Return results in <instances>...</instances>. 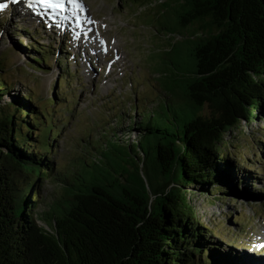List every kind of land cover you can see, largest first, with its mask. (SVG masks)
Here are the masks:
<instances>
[{
	"label": "trees",
	"instance_id": "trees-1",
	"mask_svg": "<svg viewBox=\"0 0 264 264\" xmlns=\"http://www.w3.org/2000/svg\"><path fill=\"white\" fill-rule=\"evenodd\" d=\"M157 12L167 18V51L189 40L192 63L157 71L165 80L143 110L135 86L127 91L135 116L112 115L105 141L86 133L71 167H55L62 125L30 92L0 103V264H242L208 240L214 228L192 196L193 186L240 190L224 162L237 156L226 135L245 118L264 119V0H165ZM34 43L33 53L45 50ZM54 50L62 66L66 45ZM6 53L0 102L16 86L4 77Z\"/></svg>",
	"mask_w": 264,
	"mask_h": 264
},
{
	"label": "rangeland",
	"instance_id": "rangeland-1",
	"mask_svg": "<svg viewBox=\"0 0 264 264\" xmlns=\"http://www.w3.org/2000/svg\"><path fill=\"white\" fill-rule=\"evenodd\" d=\"M85 1L100 20L102 31L111 39L114 69L108 76H105V72L94 78L86 76L84 68L82 70L80 66L77 70L74 62H69L68 58L62 61L61 66L54 58V49L58 48L61 40L53 35V41L57 45L51 44L47 38L49 33L43 31L33 20V24H26L27 20L24 18L28 17L21 14L32 15L22 13L20 9L16 13L23 18H17L12 13L0 15V22L4 25L0 26V55L9 52L6 54L12 64L7 66L4 77L16 83L11 94L5 93L0 103L12 100L20 92L24 93L21 90L24 88L34 96L41 110L53 114L51 119H57L55 122L62 125L58 136L53 139L55 167H71L76 164L73 158L77 152L81 153L84 142L82 137H86V133H96L95 139L105 141L111 128L108 122L114 116L122 118L125 110L124 115L135 116L132 99L126 98L127 91L130 93L135 86V93L139 96L138 103L140 102L143 110L144 102L154 98L156 86L165 80V77L156 78L157 71L164 69L174 74L175 65L170 60L179 63L178 60L181 59L184 65L192 63L193 43L189 40H180L173 52L167 51L171 41L165 35L168 30L161 28L167 23V18L157 12L159 2L165 0ZM32 25L35 26L34 29ZM24 27L31 29L34 35L25 32ZM45 27L55 30L47 23ZM174 28L182 30L176 24ZM35 37L45 42V50L41 53L30 50L31 44L32 49L36 47ZM39 55L45 57V64L36 62ZM96 69L98 71V67ZM65 72L69 73L70 82L65 81ZM55 95L56 104L52 103ZM133 101L137 102V99ZM239 130H231L226 135L230 140L226 148L234 150L237 156H227L224 162L233 166V176L240 190L227 193L216 190L214 194H201L207 188L193 186L196 195L192 196V203L198 209L199 219L214 228L213 234L207 233L210 235L208 240L218 246L227 258L233 261L239 259L242 264H264V256H255L257 252H263L260 247L264 245V239L260 237L264 233V119L244 121ZM237 169L240 170L238 173ZM231 182L232 179L228 185ZM47 191L48 189L45 193ZM218 194L222 195L221 199H217ZM215 196L216 200L213 198ZM244 246H248L247 249Z\"/></svg>",
	"mask_w": 264,
	"mask_h": 264
},
{
	"label": "snow or ice",
	"instance_id": "snow-or-ice-1",
	"mask_svg": "<svg viewBox=\"0 0 264 264\" xmlns=\"http://www.w3.org/2000/svg\"><path fill=\"white\" fill-rule=\"evenodd\" d=\"M14 2H17V0H14ZM40 2L44 3L45 6L49 9H63L64 8V0H40ZM71 3L77 8H83L82 4L78 2V0H70ZM31 6V5H30ZM6 7V5H0V9ZM261 247H264V245H261Z\"/></svg>",
	"mask_w": 264,
	"mask_h": 264
},
{
	"label": "bare ground",
	"instance_id": "bare-ground-1",
	"mask_svg": "<svg viewBox=\"0 0 264 264\" xmlns=\"http://www.w3.org/2000/svg\"><path fill=\"white\" fill-rule=\"evenodd\" d=\"M27 10H30V11H32V8H27ZM23 13H28V12H23ZM28 14H30V15H32V13H28ZM264 227V226H263Z\"/></svg>",
	"mask_w": 264,
	"mask_h": 264
},
{
	"label": "water",
	"instance_id": "water-1",
	"mask_svg": "<svg viewBox=\"0 0 264 264\" xmlns=\"http://www.w3.org/2000/svg\"><path fill=\"white\" fill-rule=\"evenodd\" d=\"M244 121H247V118H245V120ZM221 196V195H220Z\"/></svg>",
	"mask_w": 264,
	"mask_h": 264
}]
</instances>
